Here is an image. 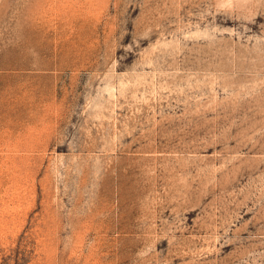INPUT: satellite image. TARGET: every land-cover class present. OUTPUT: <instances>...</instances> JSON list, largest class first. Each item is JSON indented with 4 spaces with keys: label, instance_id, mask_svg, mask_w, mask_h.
I'll return each mask as SVG.
<instances>
[{
    "label": "rangeland",
    "instance_id": "1",
    "mask_svg": "<svg viewBox=\"0 0 264 264\" xmlns=\"http://www.w3.org/2000/svg\"><path fill=\"white\" fill-rule=\"evenodd\" d=\"M0 264H264V0H0Z\"/></svg>",
    "mask_w": 264,
    "mask_h": 264
}]
</instances>
